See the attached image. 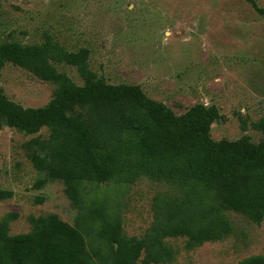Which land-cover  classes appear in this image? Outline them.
I'll list each match as a JSON object with an SVG mask.
<instances>
[{"label": "rangeland", "instance_id": "374dc122", "mask_svg": "<svg viewBox=\"0 0 264 264\" xmlns=\"http://www.w3.org/2000/svg\"><path fill=\"white\" fill-rule=\"evenodd\" d=\"M46 38L68 50L87 47L97 76L111 84H136L175 114L197 103L215 104L220 116L210 126L214 140L247 134L256 143L262 137L250 123L264 115V0H0V42L26 45ZM55 66L82 84L74 66ZM56 87L7 60L1 65L0 93L23 106L46 105ZM82 111L75 102L67 109ZM49 131L46 125L28 133L0 123V188L13 193L0 200V219L17 212L8 223L10 234L29 231L31 217L48 213L75 222L78 209L62 180L36 186L45 174L30 157L45 156ZM174 193L169 184L142 176L110 184L96 196L107 199V211L119 217L122 234L140 238L153 221L155 197ZM224 214L230 233L190 250L184 237H167L173 260L150 264H237L264 255V215L256 223L235 210ZM143 254L135 264H144Z\"/></svg>", "mask_w": 264, "mask_h": 264}, {"label": "trees", "instance_id": "16d2710c", "mask_svg": "<svg viewBox=\"0 0 264 264\" xmlns=\"http://www.w3.org/2000/svg\"><path fill=\"white\" fill-rule=\"evenodd\" d=\"M88 54L87 47L68 50L50 38L26 45L0 42V68L7 60L57 85L52 99L38 107L0 93V123L28 133L49 127L45 156L30 157L45 174L36 186L62 180L78 209L74 224L48 213L31 217V229L17 234L8 232L17 212H7L0 219V264H135L141 251L144 264L168 263L174 250L165 238L184 237L188 250L221 238L232 231L226 209L262 220L264 115L250 123L261 131L260 141L251 142L247 134L214 140L210 126L220 116L215 104L197 103L175 114L136 84L107 83L89 67ZM57 63L74 66L82 84L58 71ZM73 102L83 111L67 113ZM142 176L163 181L176 193L155 197L153 221L136 238L122 234L119 217L110 215L107 199L96 194ZM12 194L0 188V200ZM237 264H264V255Z\"/></svg>", "mask_w": 264, "mask_h": 264}, {"label": "water", "instance_id": "95a60500", "mask_svg": "<svg viewBox=\"0 0 264 264\" xmlns=\"http://www.w3.org/2000/svg\"><path fill=\"white\" fill-rule=\"evenodd\" d=\"M260 140H261V138H260Z\"/></svg>", "mask_w": 264, "mask_h": 264}]
</instances>
